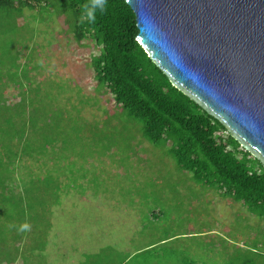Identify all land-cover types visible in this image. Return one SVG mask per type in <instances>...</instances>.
I'll use <instances>...</instances> for the list:
<instances>
[{
    "label": "rangeland",
    "instance_id": "rangeland-1",
    "mask_svg": "<svg viewBox=\"0 0 264 264\" xmlns=\"http://www.w3.org/2000/svg\"><path fill=\"white\" fill-rule=\"evenodd\" d=\"M55 16L47 14L46 24L37 26L20 25L19 18L0 23V78L20 77L25 87L39 86L43 113L55 118L47 130L53 125L61 135L58 159L42 157L40 170L53 166L54 172L40 182L42 191L24 196L33 209L25 208L30 224L23 230L10 228L8 216L24 207L6 206L0 196V211L9 210L0 216L1 238H6L0 257L12 264H218V258H193L189 245L225 237L224 215L212 211L219 205L221 213L239 211L238 237L236 231L233 235L240 240V254L249 253L251 242L256 253H264V239L258 236L264 234V222L215 190L198 188L167 145L149 142L139 120L115 112L112 98L93 88L88 63L97 51L92 42L78 45L66 32L64 18ZM13 91L7 87V99ZM39 165L33 158L15 164V195L30 179L28 171H38ZM133 195L141 197L138 204ZM153 210L161 212L155 220ZM191 233L196 236L173 239Z\"/></svg>",
    "mask_w": 264,
    "mask_h": 264
},
{
    "label": "trees",
    "instance_id": "trees-1",
    "mask_svg": "<svg viewBox=\"0 0 264 264\" xmlns=\"http://www.w3.org/2000/svg\"><path fill=\"white\" fill-rule=\"evenodd\" d=\"M89 4L90 0H0L3 9L8 5L16 6V11L38 8L41 15L44 8L46 14L63 17L66 32L78 45L91 41L96 49L97 54L88 63L93 88L112 98L115 112L139 120L144 138L156 145H167L180 170L190 173L198 186L240 203L250 215L264 222V167L260 162L218 121L176 90L152 63L137 41L136 16L124 0H107L105 10L96 11L94 23L87 19L81 22L85 5ZM26 73L21 74L24 79ZM0 80V196L6 206L24 207L10 218L9 210L0 211V216H8L10 228L23 230L30 224L25 208L28 212L33 209V205L24 204V196L29 190L42 191L40 182L54 172L53 166L48 171L40 170L45 166L42 157L50 154L48 159H58L55 150L61 135L53 126L55 118L43 113L39 86L25 87L20 77ZM7 87L14 90L11 99L6 98ZM48 122L54 130H47ZM24 158L38 160L41 165L38 171H28L30 179L15 195L12 172ZM2 227L0 249L6 244V238H1ZM258 236L264 239V234ZM8 259L0 257V264H12Z\"/></svg>",
    "mask_w": 264,
    "mask_h": 264
},
{
    "label": "water",
    "instance_id": "water-1",
    "mask_svg": "<svg viewBox=\"0 0 264 264\" xmlns=\"http://www.w3.org/2000/svg\"><path fill=\"white\" fill-rule=\"evenodd\" d=\"M170 84L264 167V0H124Z\"/></svg>",
    "mask_w": 264,
    "mask_h": 264
},
{
    "label": "crops",
    "instance_id": "crops-1",
    "mask_svg": "<svg viewBox=\"0 0 264 264\" xmlns=\"http://www.w3.org/2000/svg\"><path fill=\"white\" fill-rule=\"evenodd\" d=\"M14 1V0H13ZM12 7V8H11ZM16 6H10L8 5V7L6 8H0V23H6V22H10L13 18H19L18 20H16L18 23L19 21H21V23H19L20 25H24V23H34L35 26L37 25H42V24H46L45 18L46 15H39V13L41 12L38 8H36V11H31L29 9H22L19 11H16L14 8ZM38 14H37V13ZM44 21V22H43ZM43 22V23H42ZM140 181V177L136 180L133 181V183ZM197 185V184H196ZM198 188H203L197 185ZM207 189V188H206ZM211 190V189H208ZM214 191V190H213ZM132 199H134L135 203H139L141 197L140 196H132ZM210 201V200H209ZM211 202V201H210ZM132 208V206H131ZM245 209V208H244ZM131 210V209H129ZM213 213L215 212L218 217L219 216H223L224 215V221L222 222V225L225 227V229L228 231V233H224V231L222 232V235H225V237H221V238H217V239H212V240H207L204 239L205 241V245H201L198 243V241H195V243L190 246V252L191 250L193 251L192 253H190L191 256L197 257L196 255H198L201 258L207 259V258H218V264H259L260 262H262V259H264V253H256L255 249L251 248V243L248 244V248L246 249L249 253H242L240 254V240H238V226L240 224V214L238 209L233 210L234 212H223L221 213V207L216 206L212 209ZM246 213H248V215H250V213L247 211V209H245ZM161 214V212L159 210H153L152 211V215L151 217L155 220L157 219L156 216ZM227 215V216H226ZM252 216V215H250ZM254 219L255 217L252 216ZM227 221V222H226ZM134 222V221H133ZM228 223V225H227ZM134 230H138V227L134 226ZM234 231L237 232V237L235 238V236L233 235ZM193 235L196 236L195 233H191V234H184V236H175L173 239H179L182 237H189ZM230 238H229V237ZM243 246L245 247V245L243 244ZM242 248V247H241ZM206 249H208L206 251ZM236 249V252H235ZM254 252V253H253ZM90 255L92 254V252L89 253ZM260 254V255H259ZM18 259V258H17ZM19 260V261H18ZM17 260V263L21 262V259L19 258ZM186 261L187 258H185ZM127 261V260H126ZM126 261H122L121 263L124 264L126 263ZM208 263L205 264H212L209 263L208 260H205Z\"/></svg>",
    "mask_w": 264,
    "mask_h": 264
},
{
    "label": "clouds",
    "instance_id": "clouds-1",
    "mask_svg": "<svg viewBox=\"0 0 264 264\" xmlns=\"http://www.w3.org/2000/svg\"><path fill=\"white\" fill-rule=\"evenodd\" d=\"M107 0H90L89 5H85V14L81 17V22L87 19L90 23H94L96 19V11L103 12L106 8Z\"/></svg>",
    "mask_w": 264,
    "mask_h": 264
}]
</instances>
